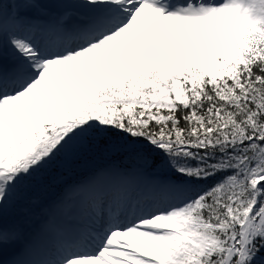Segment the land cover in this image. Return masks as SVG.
<instances>
[{
	"label": "snow or ice",
	"instance_id": "obj_1",
	"mask_svg": "<svg viewBox=\"0 0 264 264\" xmlns=\"http://www.w3.org/2000/svg\"><path fill=\"white\" fill-rule=\"evenodd\" d=\"M0 264H264V0H0Z\"/></svg>",
	"mask_w": 264,
	"mask_h": 264
},
{
	"label": "trees",
	"instance_id": "obj_2",
	"mask_svg": "<svg viewBox=\"0 0 264 264\" xmlns=\"http://www.w3.org/2000/svg\"><path fill=\"white\" fill-rule=\"evenodd\" d=\"M58 174V169H53L47 173L44 174V179L42 181H40L38 184H36L34 186V190L36 191L39 186H43L45 188H51V187H55L56 189H58V191H60V185L58 183H55L53 180V177H55Z\"/></svg>",
	"mask_w": 264,
	"mask_h": 264
},
{
	"label": "rangeland",
	"instance_id": "obj_3",
	"mask_svg": "<svg viewBox=\"0 0 264 264\" xmlns=\"http://www.w3.org/2000/svg\"><path fill=\"white\" fill-rule=\"evenodd\" d=\"M37 193L39 195L40 200H44L45 203H48L49 201H51L52 199H54L56 197V195L58 194L55 188H44L38 185L37 187Z\"/></svg>",
	"mask_w": 264,
	"mask_h": 264
},
{
	"label": "bare ground",
	"instance_id": "obj_4",
	"mask_svg": "<svg viewBox=\"0 0 264 264\" xmlns=\"http://www.w3.org/2000/svg\"><path fill=\"white\" fill-rule=\"evenodd\" d=\"M45 204H47V203H45L44 200L42 199V200H40L39 207H43ZM37 211H39V208L37 209Z\"/></svg>",
	"mask_w": 264,
	"mask_h": 264
}]
</instances>
